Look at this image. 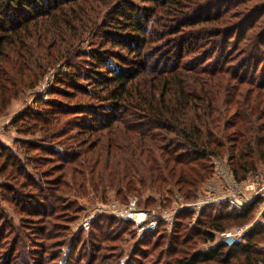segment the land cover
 Instances as JSON below:
<instances>
[{"label": "trees", "instance_id": "1", "mask_svg": "<svg viewBox=\"0 0 264 264\" xmlns=\"http://www.w3.org/2000/svg\"><path fill=\"white\" fill-rule=\"evenodd\" d=\"M87 1L0 0V116L22 92L37 86L46 69L64 60L74 67L73 75L56 77L60 87L50 94L73 99L82 93L92 100L79 98L75 107L43 100L42 109L14 118L19 133L34 137L18 144L35 172L0 142V177L7 182L1 196L15 204L28 230L42 232L58 256L70 241L84 251L78 256L83 264H103L109 260L107 242H115L123 231L130 233L133 222L101 212L90 231L72 233L70 226L83 208L68 199L82 194L87 184L102 199L114 189L125 204L137 198L150 208L153 198L141 199L148 188L167 200L174 193L186 202L195 199L215 173L211 157L222 159L228 153L237 182L264 170V0H142L147 4L143 7L125 2L116 6L122 9L114 10L118 16L99 26L98 8L102 12L115 1ZM100 33L102 51L81 69L73 61L84 54L79 44ZM241 44L237 53L244 54L239 57L231 50ZM53 46H63L64 53H52ZM241 84L251 87L244 93ZM72 112L81 114V120L67 118ZM96 133L100 135L93 139ZM66 141L77 150H57ZM90 152L94 154L88 156ZM262 201L258 197L241 212L228 205L215 210L205 206L194 223L192 212L183 210L170 231L160 221L135 242L126 264H147L142 260L149 256L156 260L149 264L163 259L165 264L264 262L257 247L264 241V225L236 245L217 242L209 250L196 248L216 242L217 233L232 223H248ZM0 224L2 264H32L29 256L34 264L58 259L54 250L45 257L37 252V233L22 236L5 210H0Z\"/></svg>", "mask_w": 264, "mask_h": 264}, {"label": "rangeland", "instance_id": "2", "mask_svg": "<svg viewBox=\"0 0 264 264\" xmlns=\"http://www.w3.org/2000/svg\"><path fill=\"white\" fill-rule=\"evenodd\" d=\"M115 2L112 4H108L107 6L104 5L103 6V11L101 12V7L98 8V16L97 19L99 21L98 26L104 22V24L106 23V25L108 24L107 21H109V17H116L119 15V12H114L115 9H120L123 4L125 2H129V3H133L137 6L143 7L146 6L147 4L144 3L142 0H114ZM87 3L89 5H98V2H94L93 0H88ZM116 6H120V8H117ZM86 7V6H85ZM122 10V9H120ZM35 26V25H34ZM33 26V28H34ZM258 27V25H257ZM111 27H107L106 30L110 29ZM257 29H253L252 32H255ZM34 34L37 32L35 29L32 31ZM98 32V31H97ZM101 36L99 37H95L92 38V36L86 37V39L79 44L78 46V51L84 52V54L81 57H77L76 59H73V61H75L78 66H80L81 64V69L84 68V64L85 63H89L90 61H94V58H92V56L94 54H96L97 51H102L98 46V42L101 41L100 39L103 38V33H100ZM71 36V34H70ZM234 37L230 40L231 42L234 40ZM68 42L72 43L73 40L71 39V37L68 36ZM221 42V41H220ZM56 49H55V48ZM77 48V47H76ZM241 48H243V44H241L239 46V48H235L232 49L231 52L235 55L237 54V56H243L244 52H239L237 53L239 50H241ZM107 49V48H105ZM52 53L55 51L57 53L63 54L65 51V48L63 46H53V48L51 49ZM157 57V55H156ZM246 57V55L244 56ZM63 57H60V60ZM123 58H127L126 55H124ZM64 59V58H63ZM239 59V58H237ZM236 59V60H237ZM58 63H61L63 60H61ZM110 63L111 65L115 64V60L113 58H110ZM215 60L214 58H212V60H210V63H214ZM239 61V60H237ZM208 63V62H207ZM237 63H234L232 65V67H229L233 70L234 65H236ZM69 64H67L66 60H64L61 64H58L57 66H53V67H49L47 70V72L40 78L37 86L35 88L26 90L25 92L21 93V96L14 100L11 104V106L8 108V110H6L1 116H0V142L6 147V149H8V151L13 152L15 155H18V157L23 160V162H27V170L31 171V172H35L34 167L29 163L30 160L28 159V157L22 154V152L19 150L20 145L19 140H32L34 137L29 135V134H25V133H19L18 129L16 126H14V118H16L17 116L21 115L23 112L28 111V109H32V112H34L36 109H42L43 106L41 105V102H43V100H51V101H56L59 102L60 104H65L66 106H73L75 107L74 104H79V98H84L85 101H92L90 100L87 96L84 97L82 93L77 94L73 99H67L66 97H64V95H58V94H50V91L54 90L53 87L57 85V87H60L58 84H56V77L58 78L60 75L63 74H69L70 76L73 75V69L74 67H68ZM90 67V65H89ZM259 73V72H258ZM257 73V74H258ZM258 77H260V75L257 76V79H259ZM81 82L85 85L88 86V90L90 88H92V85L87 84L88 82L81 80ZM193 81L191 80V83ZM238 82V81H237ZM239 83V82H238ZM251 87L247 84L240 85V90L244 91V93L248 90V88ZM64 90V89H63ZM63 90H60L61 92H63ZM65 90H67L66 92L68 93H73L74 90L73 89H68L65 88ZM256 93V92H255ZM102 105H105L104 103H102ZM78 115L81 114H74V112H72L71 114H69V116H67V118H73L76 120H81L79 117H77ZM87 116V115H86ZM67 118H65L64 120H66ZM84 121H86L84 119ZM74 131V130H71ZM76 131V130H75ZM101 133V132H100ZM100 133H96L93 136V139L96 138L98 135H100ZM120 132H118L119 134ZM36 137V136H35ZM39 137V136H38ZM71 142L70 141H66V143L64 145H59L57 148V150L59 149V151L62 154H66V153H71L72 151L77 150V148H75L73 146V148L71 149L69 146ZM73 143V141H72ZM49 145V143H48ZM68 148L70 150H68ZM99 147L96 148V150ZM40 150V149H39ZM41 152V150H40ZM92 154H94L93 152H90L88 154V156H91ZM42 155V154H41ZM225 158L222 159H217L216 160L211 157L210 158V162L213 164V161L216 164V173L213 177L210 178L209 181H206L204 184L201 185V189L199 190L200 192L197 194V196L195 197V199L189 200L191 202H184L183 198L177 194L174 193L172 194V198L167 200L166 198H162V192H159L157 190L148 188L146 189V191H144L143 196L141 197V199H143V201L145 202L148 198H153L154 200V204L152 206H149L150 208H144L145 206L148 207L147 205H145L143 202L139 203L137 202V198H132L131 200H129L128 204H125L123 201H121L120 196H118L116 193V191L114 189H109L106 196L104 197V199H102L99 195H95V193H93L92 188H90V186H88V184L85 186L84 189H82L83 191H81L82 194L78 193L77 196L74 197H69L68 200L74 199L76 200L77 204L79 206H82L83 211L82 214L79 216L78 220L75 221L73 224H71L70 229L73 232H79L80 229L85 230L86 232L90 231V226L94 220V218L96 216H98L99 214L102 213H107L109 215H114V216H118V217H125L128 218V216L125 215V213H121L123 211L121 210H129L130 214L132 213V215H129L131 218L130 220L133 222L132 227L130 229V233L128 232H122L121 234L119 233V238L117 240H115V242H107V245L110 247L109 251L107 252V256L108 257V261L107 262H103V264L106 263H117V264H126V262L129 259V256L131 255V250L133 245L135 244V242L139 241L143 235H145L146 233L140 231L142 229V227H144L149 220L157 217V216H167L168 218H164L166 220H162L164 221L165 225H166V229L168 231H170L173 226L176 224V222L178 221V219L180 218L179 214L181 211L186 210L187 208H181L183 205L187 204V205H195L194 211H191L193 214V219L192 222H196L197 218L199 217L201 211L203 210V208L206 206H213V210L219 208L220 206H222L223 204L221 203H217L220 202V200L224 199H231L236 205H238V207H242V210L247 208V204L249 201H254L255 199H257L258 197H262L263 201L260 202L259 204L256 205L255 207V213L253 214V216L251 217L252 219L249 221L250 224H253V227H256L258 224L259 225H264V170L260 167L259 171L257 173H251L249 175V178L245 181L242 182H237L236 179L233 176V171L230 168V163H228V153H226L224 155ZM2 164V162H0ZM56 163L55 161L52 162H48V165H46L47 167L52 166V164ZM4 184H7V182H5V180L0 177V210H5L7 215H9L12 219V221L16 224V226L19 227L20 231L22 232L21 235L25 237V235H28L29 237L32 236L34 233H37L36 235L38 238V246H36V251L39 252L41 255H44V253H47L46 255L49 254L50 251H56L57 256H58V252L57 249L55 248H51L53 246H50L51 242H48V240L44 239V235L42 234V232H33L31 230H28V226L26 223H23V219L21 218L20 215L15 213V204L14 203H10L7 201H4L1 193H2V186H4ZM12 184V183H11ZM6 191V190H5ZM8 191V190H7ZM74 194V193H73ZM73 196V195H72ZM164 196H171L170 193L164 194ZM181 197V199H179ZM166 202H165V201ZM172 200V202H171ZM183 200V201H182ZM73 201V200H71ZM132 202H135L133 205H131ZM171 202V203H169ZM35 204H39L38 202H35ZM205 207V208H206ZM230 206L228 205V208ZM176 209H180L179 213H176ZM238 212V210H237ZM117 213H121L120 215H118ZM168 219V220H167ZM135 220V221H134ZM88 222V225H87ZM23 223V226L21 225ZM61 223V222H57ZM90 223V224H89ZM117 223H123V222H117ZM258 225V226H259ZM49 226V228L47 227V229H50V227H52V225H50L49 223L46 225ZM45 226V227H46ZM89 226V227H88ZM242 225L240 224H235L232 223L231 225H229L227 227V229L225 231H231L232 229L236 228V227H240ZM88 227V228H87ZM0 228H1V224H0ZM117 232V231H115ZM113 232V233H115ZM96 233L99 235L100 231L96 230ZM168 240V241H167ZM26 241V240H25ZM165 241L167 242V244L169 243V239L166 237ZM216 242H212V243H199L197 245L196 248H203L205 250H209L215 243L220 242V236L217 235V238L215 240ZM25 243V242H24ZM30 243V242H28ZM46 245H48L46 247ZM145 246H143L144 248ZM257 247L260 251H262V255L264 257V241H260L257 244ZM79 247H73V245H71V242L68 241L66 244H64V246H62L61 248H59L60 250V256H58V259L55 260V262H51L50 259L49 260H45L47 261V264H71L70 262H68L69 260H77L79 257V255H83L84 251H82V249H78ZM142 248V246H141ZM77 251V252H76ZM2 252V251H1ZM159 250H157L155 253H158ZM3 253V252H2ZM143 255V253H142ZM155 255V254H154ZM30 257V260L32 262V264H34V259ZM45 257V255H44ZM77 259H76V258ZM138 257V255H137ZM69 258V259H68ZM84 261V260H82ZM82 261H79V259L77 260L76 264H83ZM139 261L141 260H136L134 263L137 264ZM144 263L149 264L150 261L154 262L156 261L154 259V257L149 256L148 258H145L142 260ZM0 264H2V262L0 261ZM161 264H165L164 259L163 262ZM259 264H264V262H260Z\"/></svg>", "mask_w": 264, "mask_h": 264}, {"label": "built area", "instance_id": "3", "mask_svg": "<svg viewBox=\"0 0 264 264\" xmlns=\"http://www.w3.org/2000/svg\"><path fill=\"white\" fill-rule=\"evenodd\" d=\"M214 159L216 160V158H213V160ZM213 164L215 165V173H216V164H215L214 161H213ZM215 173H214V175H215ZM179 199H181V197ZM184 202H186V201H184ZM189 202H191V201H189ZM251 202H252V200L249 201L246 206H248ZM134 203L135 202H132L131 205H133ZM217 203L218 204L221 203L223 205H229L230 208H235L239 212L242 211V207H238V205H236L231 199H224L223 200V198H222V200H220V202H217ZM194 206H195L194 204H193V206L185 204L181 208H183V209L187 208V209H189L191 211H194L195 210ZM121 211H123L121 213H125V215L128 216V219L133 218V217L129 216V215H132V213L130 214L129 210H121ZM179 212H180V209H178V210L176 209V212L174 214L179 213ZM121 213H117V214L120 215ZM164 218H168V217L167 216H162V217L157 216V217L149 220L148 223L144 227H142V229L140 231H142L144 233H147V232H151V231L156 230L158 228V225H159L160 221L166 220ZM250 222H248V223H246V224H244V225H242L240 227H236V228L232 229L231 231H223V232L221 231L220 233H217V235L220 236V240H221L220 242H223V243H225L228 246H233V245H236L238 243L244 242L245 239L247 238V236L250 234L251 229L254 228L253 227L254 225L250 224ZM87 225H88V222H87Z\"/></svg>", "mask_w": 264, "mask_h": 264}]
</instances>
